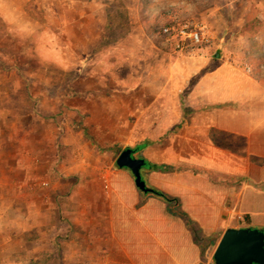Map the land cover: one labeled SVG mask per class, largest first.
<instances>
[{
	"label": "rangeland",
	"instance_id": "rangeland-1",
	"mask_svg": "<svg viewBox=\"0 0 264 264\" xmlns=\"http://www.w3.org/2000/svg\"><path fill=\"white\" fill-rule=\"evenodd\" d=\"M69 1L0 0V204L16 203L20 187L26 213L51 206L28 213L40 231L0 230L17 235L2 247L14 260L0 255V264H114L86 251L66 260L61 196L116 167L124 148L176 133L185 118L177 123L173 110L188 117L197 80L247 58L254 33L264 32V0ZM172 21L203 28L204 50L181 53L166 42L161 28ZM10 212L0 211V224L26 221ZM36 237L40 251L29 242ZM195 238L208 243L198 230Z\"/></svg>",
	"mask_w": 264,
	"mask_h": 264
},
{
	"label": "crops",
	"instance_id": "crops-1",
	"mask_svg": "<svg viewBox=\"0 0 264 264\" xmlns=\"http://www.w3.org/2000/svg\"><path fill=\"white\" fill-rule=\"evenodd\" d=\"M72 2L64 0L66 5ZM260 16L264 18V10ZM240 61H223L203 74L187 97L188 117L181 109L173 110L177 123L185 118L178 131L137 151L138 157L171 166L169 170L142 168V175L148 186L178 202L142 192L130 169L108 167L61 196L66 260L75 255L81 259L79 253L89 251L83 253L89 259L114 264H203L205 259L208 264L215 243L228 227L264 230V75L246 74ZM164 111L168 112L162 110L160 115ZM235 139L239 145L235 146ZM18 188L14 194L18 201L2 202L0 211L3 216L11 209L10 213L21 214L26 221L1 220L0 230L23 225L40 231V221H30L28 213H50L51 206L49 210L28 206L26 213ZM196 230L208 239L207 244L195 238ZM2 235L0 255L14 260L2 247L11 246L17 235ZM213 236H218L217 241ZM29 242L36 251L44 245L40 237Z\"/></svg>",
	"mask_w": 264,
	"mask_h": 264
},
{
	"label": "water",
	"instance_id": "water-1",
	"mask_svg": "<svg viewBox=\"0 0 264 264\" xmlns=\"http://www.w3.org/2000/svg\"><path fill=\"white\" fill-rule=\"evenodd\" d=\"M134 148H124L116 159L120 168L132 172L136 186L144 193H153L142 175L144 158L134 156ZM213 259L215 264H264V230L254 227H228L218 241Z\"/></svg>",
	"mask_w": 264,
	"mask_h": 264
},
{
	"label": "built area",
	"instance_id": "built-area-1",
	"mask_svg": "<svg viewBox=\"0 0 264 264\" xmlns=\"http://www.w3.org/2000/svg\"><path fill=\"white\" fill-rule=\"evenodd\" d=\"M161 33L166 42L181 53L196 54L203 51L209 42L203 28L192 27L188 23L179 24L175 21L162 26ZM255 46L249 47L246 57L240 61V68L249 75L264 73V32L253 36ZM238 219H243L241 214Z\"/></svg>",
	"mask_w": 264,
	"mask_h": 264
},
{
	"label": "trees",
	"instance_id": "trees-1",
	"mask_svg": "<svg viewBox=\"0 0 264 264\" xmlns=\"http://www.w3.org/2000/svg\"><path fill=\"white\" fill-rule=\"evenodd\" d=\"M151 142H142V143H138L136 145V147L134 148L136 151H141L142 149H144L145 147H147ZM145 160V163L143 165L142 168L144 169H148V170H169L171 169V166H168V165H160V164H157V163H154V162H151L149 161L148 159L144 158ZM154 195L166 200V201H169V202H174V203H177L178 202V199L176 197H172L170 195H168L167 193L157 189V188H154V192H153ZM182 215L185 217V214L182 213ZM186 222L188 225H190V220L188 218H186ZM214 261V259H213Z\"/></svg>",
	"mask_w": 264,
	"mask_h": 264
},
{
	"label": "flooded vegetation",
	"instance_id": "flooded-vegetation-1",
	"mask_svg": "<svg viewBox=\"0 0 264 264\" xmlns=\"http://www.w3.org/2000/svg\"><path fill=\"white\" fill-rule=\"evenodd\" d=\"M134 150H135V149H134ZM134 156H135V157H138V154H137V151H136V150L134 151Z\"/></svg>",
	"mask_w": 264,
	"mask_h": 264
}]
</instances>
